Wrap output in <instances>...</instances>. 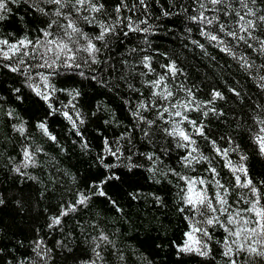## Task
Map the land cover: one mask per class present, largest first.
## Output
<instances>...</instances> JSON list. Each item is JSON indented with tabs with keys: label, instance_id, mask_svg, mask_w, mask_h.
<instances>
[{
	"label": "snow or ice",
	"instance_id": "6c2138e0",
	"mask_svg": "<svg viewBox=\"0 0 264 264\" xmlns=\"http://www.w3.org/2000/svg\"><path fill=\"white\" fill-rule=\"evenodd\" d=\"M0 172V264H264V0H0Z\"/></svg>",
	"mask_w": 264,
	"mask_h": 264
},
{
	"label": "trees",
	"instance_id": "16d2710c",
	"mask_svg": "<svg viewBox=\"0 0 264 264\" xmlns=\"http://www.w3.org/2000/svg\"><path fill=\"white\" fill-rule=\"evenodd\" d=\"M252 165L254 167V169L256 171H260L261 167H262V162L258 161V160H253ZM3 179V173L0 172V180ZM7 186H5L6 188ZM4 188H0V191H3ZM0 218H2L3 222L7 225H9L10 227H13V223H12V217L10 215V210L9 209H5V208H0ZM17 223H19V218L17 217ZM166 223V222H165ZM21 227L23 225H20ZM135 235V239L132 241L133 243H144L145 241V234L143 231L139 232L138 234H134ZM158 235V233L156 231L151 232V236L152 237H156ZM142 250H147L149 252H151L153 249L151 248L150 245H146L145 249ZM160 259L163 262V264H175V260L176 257L174 255H167L165 256L164 253L160 254ZM185 264H196L195 260H188L187 258L185 259Z\"/></svg>",
	"mask_w": 264,
	"mask_h": 264
}]
</instances>
